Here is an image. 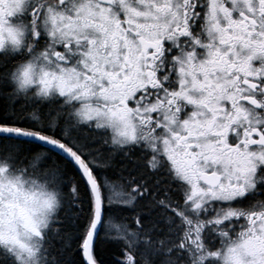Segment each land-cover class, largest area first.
Segmentation results:
<instances>
[{
  "label": "snow or ice",
  "instance_id": "6c2138e0",
  "mask_svg": "<svg viewBox=\"0 0 264 264\" xmlns=\"http://www.w3.org/2000/svg\"><path fill=\"white\" fill-rule=\"evenodd\" d=\"M0 264H264V0H0Z\"/></svg>",
  "mask_w": 264,
  "mask_h": 264
}]
</instances>
